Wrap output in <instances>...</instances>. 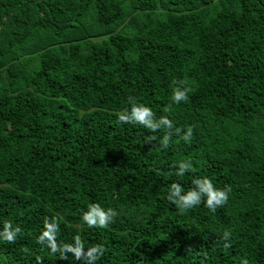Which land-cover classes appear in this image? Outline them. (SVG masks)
Listing matches in <instances>:
<instances>
[{
  "label": "trees",
  "instance_id": "1",
  "mask_svg": "<svg viewBox=\"0 0 264 264\" xmlns=\"http://www.w3.org/2000/svg\"><path fill=\"white\" fill-rule=\"evenodd\" d=\"M5 226L0 264H264V0H0Z\"/></svg>",
  "mask_w": 264,
  "mask_h": 264
},
{
  "label": "clouds",
  "instance_id": "2",
  "mask_svg": "<svg viewBox=\"0 0 264 264\" xmlns=\"http://www.w3.org/2000/svg\"><path fill=\"white\" fill-rule=\"evenodd\" d=\"M187 92L188 89L183 87H174L172 89V95L171 99L173 102H180L182 100L187 99ZM132 113L135 116V118L139 121H146V119L152 114L151 109L146 105H138L133 107ZM121 119H124L123 116L120 117ZM191 135V131L188 130L184 134V138L187 139L188 136ZM183 168L184 165H181ZM195 183L198 185L197 189H190L187 191H182V188L177 184H172L171 191L176 196H179V199L175 201V203L179 206V209L181 212L185 211L186 209L192 207L195 204H199L201 202L202 194L205 204L209 209L215 210L216 206L223 204L228 199V192L230 191V188L228 186H225V188H215L207 177L200 178L195 180ZM168 199H171V196L167 197ZM113 210L107 209L104 210L100 208L98 205H90L88 210L83 213V220L88 225H97V226H104L105 221L108 217V215H112ZM50 231V229H47ZM230 236L229 231H224L223 238L227 240ZM15 239V232L9 227L5 226L4 230L0 232V240H7L12 241ZM227 246V245H225ZM73 251L76 253L77 256L81 254V249L78 246L77 248L73 249ZM86 256L88 258L89 264L93 260L97 259V247L93 246L88 249L86 252ZM240 264H248V261L246 258H241Z\"/></svg>",
  "mask_w": 264,
  "mask_h": 264
}]
</instances>
